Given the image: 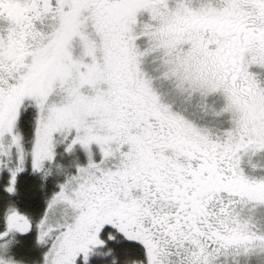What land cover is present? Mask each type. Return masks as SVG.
I'll use <instances>...</instances> for the list:
<instances>
[{
    "label": "snow or ice",
    "instance_id": "1",
    "mask_svg": "<svg viewBox=\"0 0 264 264\" xmlns=\"http://www.w3.org/2000/svg\"><path fill=\"white\" fill-rule=\"evenodd\" d=\"M97 255L264 264V0H0V264Z\"/></svg>",
    "mask_w": 264,
    "mask_h": 264
},
{
    "label": "trees",
    "instance_id": "2",
    "mask_svg": "<svg viewBox=\"0 0 264 264\" xmlns=\"http://www.w3.org/2000/svg\"><path fill=\"white\" fill-rule=\"evenodd\" d=\"M58 162L66 166H71L75 163L74 157L64 156L58 158ZM79 162L82 163V158L79 157ZM41 184H44V188H41ZM55 190V181L53 178H49L47 182L40 179L39 176H29L26 175L21 181V197L23 205L27 210L35 211L37 213L42 212L43 208L46 206L44 201L46 197L50 196ZM34 246V234L25 240V247ZM130 245L125 243H110V247L117 249L119 252L121 249L129 247ZM93 264H107L106 260L95 261Z\"/></svg>",
    "mask_w": 264,
    "mask_h": 264
},
{
    "label": "rangeland",
    "instance_id": "3",
    "mask_svg": "<svg viewBox=\"0 0 264 264\" xmlns=\"http://www.w3.org/2000/svg\"><path fill=\"white\" fill-rule=\"evenodd\" d=\"M68 157H70V156H68ZM80 157L82 158V161H83L81 164H86L87 163L86 157L83 154H81ZM102 251H106V250H102ZM110 259L111 258H108V260H110ZM103 260H105V259L101 258L99 255L93 256L91 261H90V264H93L95 261H103Z\"/></svg>",
    "mask_w": 264,
    "mask_h": 264
}]
</instances>
